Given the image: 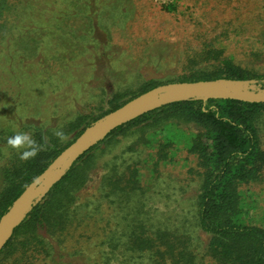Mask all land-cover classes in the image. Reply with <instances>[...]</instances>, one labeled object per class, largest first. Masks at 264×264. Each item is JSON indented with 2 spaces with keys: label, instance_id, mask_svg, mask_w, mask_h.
<instances>
[{
  "label": "rangeland",
  "instance_id": "374dc122",
  "mask_svg": "<svg viewBox=\"0 0 264 264\" xmlns=\"http://www.w3.org/2000/svg\"><path fill=\"white\" fill-rule=\"evenodd\" d=\"M61 1L73 11L70 19H29L34 29L26 34L16 30L0 46V196L12 188L9 175L24 162L17 150L6 145L14 131L64 144L75 135L74 127L82 117L85 122L149 86L187 78L191 67L187 57L208 50L209 42L232 56L264 51V0ZM172 1L179 4L178 15L163 8ZM38 2L45 4V0ZM4 129L6 133H2ZM57 129L64 131L65 141L53 134ZM260 134L264 144V122ZM116 149H110L107 156ZM195 166L194 156L185 149L159 163L144 151L138 165L143 187L139 196L147 199L142 215L182 214L191 217L188 225L194 224L201 182ZM92 173L93 180L76 204L80 221L69 227L64 248L57 247L55 260L37 248L26 253L29 259L24 262L21 251L13 254L10 248L0 254V264H60L69 251L81 247L85 250L71 256L72 263L98 264L103 246L109 250L106 244H99L103 228L121 233L137 209L100 197L102 169L96 167ZM242 190L250 219L264 227V176ZM56 238L53 240L59 245Z\"/></svg>",
  "mask_w": 264,
  "mask_h": 264
},
{
  "label": "trees",
  "instance_id": "16d2710c",
  "mask_svg": "<svg viewBox=\"0 0 264 264\" xmlns=\"http://www.w3.org/2000/svg\"><path fill=\"white\" fill-rule=\"evenodd\" d=\"M75 1L78 0H71V3ZM64 3L61 0H45V4L38 0H0V46L11 38L12 32L14 35L20 30L26 34L34 29L31 27L34 22H28L29 19H43L41 16L70 19L74 13L67 7L69 4L64 6ZM163 8L174 15L179 13L177 1L164 4ZM216 45L209 42L205 45L208 50L187 57L190 75L178 81L221 77L253 79L252 85L264 88V51L232 56ZM37 49L38 45L34 51ZM201 63H205V67L197 68ZM156 86L145 88L85 122L82 117L79 126L74 127L77 132L64 144L38 137L36 142L40 150L37 155L20 163L15 172L8 173V186L12 188L0 196V217L33 178L85 128ZM263 122L264 102L232 98H195L147 112L117 127L85 152L33 207L2 252L10 248L13 254L21 251L20 260L26 262L29 259L26 253L38 248L46 257L55 260L57 247L64 248L69 227L80 221L75 213L76 204L93 180L92 170L100 167V197L113 203H127L137 211L133 210L128 228L121 233L103 228L104 237H100L99 244H106L109 250L103 246L106 249L98 264H264V227L250 219L242 190L244 185L260 181L264 176V144L260 134ZM2 133H6V129ZM110 149L117 152L108 157ZM180 149L194 156L201 180L195 197L194 224L191 225H188L190 216L167 214L156 218L151 212H144V216L140 212L147 205L146 197L139 196L143 188L138 167L140 157L148 151L152 160L159 163L171 160ZM152 220L154 223H150ZM84 222L90 225L88 219L84 218ZM53 237H57L59 245ZM80 250L85 249L69 251L60 264H73L71 256L81 253Z\"/></svg>",
  "mask_w": 264,
  "mask_h": 264
},
{
  "label": "water",
  "instance_id": "95a60500",
  "mask_svg": "<svg viewBox=\"0 0 264 264\" xmlns=\"http://www.w3.org/2000/svg\"><path fill=\"white\" fill-rule=\"evenodd\" d=\"M253 82V79L221 77L160 84L98 118L38 175L40 183L32 186L31 181L0 217V253L33 207L47 196L85 152L105 139L114 129L147 112L178 101L232 98L247 102H264V88L255 87L251 84Z\"/></svg>",
  "mask_w": 264,
  "mask_h": 264
},
{
  "label": "clouds",
  "instance_id": "9594fccd",
  "mask_svg": "<svg viewBox=\"0 0 264 264\" xmlns=\"http://www.w3.org/2000/svg\"><path fill=\"white\" fill-rule=\"evenodd\" d=\"M53 134L61 141L67 139L66 134L62 129L54 130ZM6 145L11 149H15L18 152L20 160H29L37 155L40 150L37 142L33 139L32 135L29 132L25 131H14L13 135H10L6 138ZM40 183V177H34L31 185H38Z\"/></svg>",
  "mask_w": 264,
  "mask_h": 264
}]
</instances>
